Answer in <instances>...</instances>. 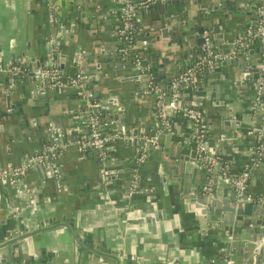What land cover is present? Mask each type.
Here are the masks:
<instances>
[{
    "label": "crops",
    "instance_id": "1",
    "mask_svg": "<svg viewBox=\"0 0 264 264\" xmlns=\"http://www.w3.org/2000/svg\"><path fill=\"white\" fill-rule=\"evenodd\" d=\"M54 2L57 16L70 28L53 44L59 58L62 53L65 55L64 68L68 72L76 70L72 65L74 53L83 49L81 62L88 78L92 76L86 82L87 90L97 93L99 99L103 96L111 99L112 104H107L122 114L126 129L138 133L155 129L159 120L152 97L143 93L131 78V66L126 64L117 69L96 59L103 48L101 42L113 41L120 3ZM154 4L161 7L162 1ZM47 12L43 0H0L1 61L16 60L28 65L48 62L54 26ZM249 22L252 21L244 15L233 13L228 16L222 34L227 37L237 34L242 29L239 25ZM225 45L223 39L222 48ZM93 68L95 71L91 72ZM8 82L9 75L0 73V169L19 163L40 149L47 141L46 127L50 120L60 127L66 139L85 135L83 118L90 105L86 106L88 100L76 96L73 89L52 88L25 73L16 76L11 90ZM229 87L225 89L221 82L212 92L188 87L183 102L202 98L204 126L211 144L215 143L212 134H221L218 138L222 142L220 147L223 146L221 154L240 168L250 156L249 129L258 126L259 120L248 107L252 86L244 83L232 92ZM212 96L224 97L227 116L236 121L235 126L217 121L223 105L213 103ZM170 122L172 130L160 136L161 148H156L157 145L151 148L138 166V186L131 194L127 184L141 145L125 138H116L109 146L113 161L107 168L117 174H110L104 183H100V172L105 166L100 164L95 151H82L75 143L60 149L63 183L60 190L51 176L35 166L22 177L24 191L16 192L0 180V237L11 230L20 233L27 230L33 253L47 257L53 264H78L79 260L83 264H223L227 257L231 258V264H255L256 254L264 247L260 240L237 239L216 225L204 226L195 202L189 197V187L204 180L203 170L187 164L191 175L185 174L183 183L178 178L185 162L183 157H193L188 140L191 127L180 115L170 116ZM255 169L248 185L253 194L264 189V164ZM216 180L222 183L219 178ZM32 230L37 233L30 236ZM75 237L91 240L100 253L88 255L86 250L82 254ZM28 247L24 242L22 248ZM23 254L27 257V252Z\"/></svg>",
    "mask_w": 264,
    "mask_h": 264
},
{
    "label": "water",
    "instance_id": "2",
    "mask_svg": "<svg viewBox=\"0 0 264 264\" xmlns=\"http://www.w3.org/2000/svg\"><path fill=\"white\" fill-rule=\"evenodd\" d=\"M77 1L70 0V3L75 4ZM254 8V0H165L162 1L161 7L153 4L147 8L137 10L135 12L139 18L137 41L146 39V44L140 47L141 51L139 53H142V56L150 63L154 79L163 85H167L169 78L187 67L189 63L186 61L196 59L202 53L205 45H209L215 50L228 51L231 46V40L238 34L233 33L230 37L223 36L222 31L226 27L225 23L228 16L237 13L244 15L247 20L254 21L256 19L254 12H252ZM245 26L246 23L239 25L242 29ZM112 39L113 41L101 42L103 48L101 53L96 56L98 62L102 64L103 62H107L110 66H114L117 69L124 68L126 64L131 66L130 61L122 57V52L120 51L121 41L117 39L116 30ZM223 39L226 40V47L224 48H222ZM84 55L83 49L76 50L72 65L86 72L87 69L81 62ZM61 57L62 59L60 60ZM64 57L65 55L62 53L59 58V65L63 68ZM33 65L38 66L41 64L33 63ZM99 68L100 66L97 69ZM94 71L95 68L91 70V72ZM100 71L105 73V71ZM31 77L34 76L31 75ZM91 77L88 78L87 75L85 79L86 90V82ZM261 77H264V40L256 39L247 47L236 49L233 55L216 61L210 66L203 67L197 73V80L190 82L188 85L193 90H208L212 92L216 89V84L219 86L221 82V84L223 83L226 86L225 89L230 86L229 91L232 92L238 85L245 83L252 86V93L249 99L251 101L255 94V80ZM131 78L139 85L136 71L133 70ZM42 83L46 84L44 80H42ZM212 98L213 103L223 105L219 110L217 121L220 120L221 124L226 126L229 123L235 126L237 124L236 121L227 116L224 97L218 98L212 96ZM93 99L99 102L103 119L118 118L116 126L119 129L120 125L123 124V117L114 107L109 108L107 103L112 104V100L106 96L99 99V96L95 92L88 101L91 103ZM263 102L264 86L258 93L257 107ZM12 106L13 104H11ZM86 106H89V104H86ZM257 111L259 112L260 110L257 109ZM255 115L259 119V116ZM165 132L159 135L158 141L155 144L158 149L161 148V144L159 143L160 136ZM212 137L213 140L215 139V143L212 140L215 146L211 144L213 149L221 153L223 146L220 147V145L222 142H218V138L222 137L221 134L219 136V133H215L212 134ZM132 142H137L141 145L138 140H132ZM111 144L112 142L109 143V145ZM155 146H150V150ZM89 150L95 151L100 164L108 166L112 163L108 161L102 162L97 149L87 147V151ZM109 152L111 157H113L110 150ZM250 155L257 154L256 152H250ZM260 156L262 158L257 166L261 167L264 164V150L260 153ZM183 159L185 162L183 161L180 172L179 167H175L177 177L181 173V176L178 177L180 182L183 183V180L186 178L184 177L185 174L191 175L187 167L188 165L195 168L198 167L206 174L205 170L196 164L193 157L184 156ZM35 167L40 170L39 165H35ZM256 167H253L251 171L254 172ZM205 183L206 177L196 187H189V197L195 202V207L199 210V214L204 221V226L209 228L211 225H216V227L223 228L226 235L237 239L250 238L252 242L260 240L264 246V203L247 200L245 194L235 199L231 188L223 183H218L217 180L212 182L209 190L203 188ZM70 225L74 226L72 222ZM26 232L27 230L24 233L11 230L0 237V264H53L47 257L44 258L39 254L33 253L32 246L27 239L29 234ZM29 233L31 236L37 232L36 230H32ZM3 237L6 238L4 239ZM75 240L82 254L86 250L88 251V255L92 252L100 253L98 246L93 244L91 240H81L79 237H75ZM24 242H27L29 245L27 250L22 248ZM24 251L27 252V257L24 256ZM261 252H264V247L256 254L255 264H260V261L264 262V256L261 255ZM48 257H50V254H48ZM78 264H83L82 260H79Z\"/></svg>",
    "mask_w": 264,
    "mask_h": 264
},
{
    "label": "built area",
    "instance_id": "3",
    "mask_svg": "<svg viewBox=\"0 0 264 264\" xmlns=\"http://www.w3.org/2000/svg\"><path fill=\"white\" fill-rule=\"evenodd\" d=\"M47 8L49 22L54 28L50 35V49L48 51V62L44 65H28L16 60L1 61L0 73L9 75L8 90L15 84L16 76L19 73L31 74L46 82L52 88H70L75 91L76 96L83 100H88L93 96L92 91L85 89V79L87 73L82 69L68 72L59 65V52L54 47L57 38L62 37L69 31V27L57 16V6L54 0H43ZM121 9L118 12V24L116 27L117 39L121 41L120 51L122 57L129 60L131 67L136 71L139 79V86L143 93L152 97L154 113L157 117L158 126L147 132L138 133L131 129H126L124 125L116 128L117 120L114 118L103 119L99 102L96 99L90 103L85 117L86 133L76 139H66L62 135V130L53 121H49L46 127L47 141L40 148L26 156L21 162L10 164L0 169V180L16 192L24 191L22 188V177L26 172L39 165L42 171L51 176L58 190L62 189V171L59 162L60 149L70 143H75L80 150L85 151L87 147L97 149L102 162H112L109 143L116 138L126 140H138L141 143V150L134 158V164L130 170V178L127 184L128 193L136 190L139 181L138 166L145 160L150 150V146H155L159 135L164 131H171L170 116L180 115L189 121L191 133L189 142L193 149V158L196 164L202 167L206 174L205 190H209L212 182L219 177L220 181L231 188L235 199L246 195L247 200L264 203V189L253 194L249 191V177L253 167L260 161V153L264 150V102L257 107L258 93L264 86V77L257 78L254 84V97L249 103L251 114L259 116V125L250 128L252 134L251 153L248 162L240 168L233 169L227 157L216 152L210 142V137L204 126V115L201 109L203 100L198 98L189 103L183 102V95L189 83L197 80V73L205 66H210L216 61L222 60L229 55H233L236 49L247 47L253 40H264V0H254L253 9L256 19L246 24V26L231 40L228 51L215 50L209 45L203 47L202 53L189 65L172 75L167 85H163L154 79V74L150 63L142 56V53H132L134 49H140L146 44V39L137 41L135 33L138 31V16L135 12L153 5L158 0H117ZM165 1V0H161ZM132 53V54H131ZM257 109L260 111L258 112ZM111 126V127H110ZM115 126V127H114ZM104 165V164H103ZM100 172V183H104L110 174L116 175L107 168V165ZM112 170V169H111ZM1 204V197H0ZM231 258H225L223 264H231ZM243 264V263H241Z\"/></svg>",
    "mask_w": 264,
    "mask_h": 264
},
{
    "label": "trees",
    "instance_id": "4",
    "mask_svg": "<svg viewBox=\"0 0 264 264\" xmlns=\"http://www.w3.org/2000/svg\"><path fill=\"white\" fill-rule=\"evenodd\" d=\"M134 36H135V38L138 37V32H136ZM140 51H141V49H137V48H136V49H134V51H133L132 53H139ZM132 53H131V54H132ZM230 166H231L233 169L238 168V166H237V167L233 166L232 163H230Z\"/></svg>",
    "mask_w": 264,
    "mask_h": 264
}]
</instances>
